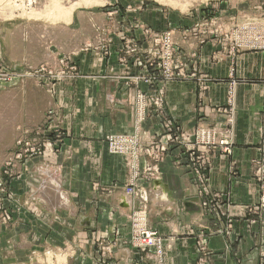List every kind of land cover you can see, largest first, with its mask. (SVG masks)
<instances>
[{
    "label": "crops",
    "instance_id": "0c3cea01",
    "mask_svg": "<svg viewBox=\"0 0 264 264\" xmlns=\"http://www.w3.org/2000/svg\"><path fill=\"white\" fill-rule=\"evenodd\" d=\"M188 16L184 22L191 28L195 23L193 16ZM150 25L155 30L154 23ZM6 37L7 50L12 56L15 53L28 59L34 54L45 56L48 52L34 50L17 28L11 34L8 30ZM190 37L192 43L183 46V61L189 77L165 84L163 112L176 127L191 134L199 124L213 126L224 121L225 115L215 109L226 106L227 91L234 89L236 145L229 157L214 155L207 183L213 192L228 196L227 205L220 210L212 209L210 198L193 184V175L186 162L182 166L175 164L181 150L172 147L160 164L163 178L153 185V209L149 221L163 238L164 264H264V203H261L264 183L257 173L258 164L264 158V52L225 56L220 53L215 39L203 35L202 31L196 37ZM124 47L123 42H116L111 49L105 46L99 51L72 53L64 48L56 49L53 54L57 58L56 68L61 67L60 58L67 57L68 66L73 67L76 74L72 76L71 73L54 84L58 88L55 97L44 98L59 110L64 140L56 164L38 166L48 177L46 179L44 175L43 186L54 185L62 205L51 207L42 198L45 191L38 193L34 188L33 193L40 206L51 208L54 214L69 208L72 219L62 223L76 231L88 230L93 234L95 230L116 227L123 240L128 241L127 220L123 223L120 219V216H127L132 207L131 200L121 189L128 179V166L124 157L109 152L106 137L134 132L138 117L134 109L136 90L131 88L128 77L144 76L152 71L148 66L150 59L143 55L141 45H138L136 55L126 54L128 58L118 54ZM22 85L21 88L31 91L29 97L36 96L42 89L34 80ZM139 85L151 94L154 87L158 88L156 85L148 90L147 85ZM3 88L1 84L0 90ZM155 110L149 112L143 125V130L150 133L160 132V115ZM34 122L38 123L36 118ZM56 167L64 168V178H59V171L55 173ZM114 185L113 191H105ZM205 203L210 204V212ZM245 206H260V211L243 218L236 216L246 215L243 213ZM110 209L117 213L114 220L106 215ZM192 230L202 238H209L206 255L198 250ZM116 252L121 264H134L138 260V254L127 246L120 245Z\"/></svg>",
    "mask_w": 264,
    "mask_h": 264
},
{
    "label": "rangeland",
    "instance_id": "374dc122",
    "mask_svg": "<svg viewBox=\"0 0 264 264\" xmlns=\"http://www.w3.org/2000/svg\"><path fill=\"white\" fill-rule=\"evenodd\" d=\"M252 1L255 0H161V2L158 0H12V2L0 0V29L2 30L0 32V74L4 69L6 72L17 75L13 81L2 82L1 84L5 88L0 90V264H121V259L116 256L117 248L120 245L127 246L138 254V260L134 261V264H164L163 238L156 229L152 228L149 221L153 209L152 199H154L152 189L154 182H159L163 178L160 164L164 161L159 163L155 160L144 159V157L141 159L139 169L142 177L138 180L136 192L132 194L130 190L133 188L131 185L133 164L126 156H120L124 157L128 166V179L121 189L132 202L131 210L126 213L127 216H120L123 223L125 219L127 220L130 229L128 241L123 240L120 230L116 227L105 231L95 230L93 234L88 230L87 232L76 231L69 224L62 223L65 219H72L69 208L54 214V210L40 206L36 200L37 196L34 197L36 195L33 193L34 188L35 191L43 194L46 191L44 188L47 186H43V181L48 177L46 173L40 172L43 168L38 165L54 166L56 156L60 151L59 147L64 140L59 110L53 104L49 105L47 101L45 102L44 98L55 97L58 88H55L54 84L69 77L71 73L72 76L76 74L75 69L68 66V60H65L67 57L60 58L59 65L61 67L57 69V58L53 54L58 48H64L66 52L71 51L72 53L99 51L102 47L123 42L120 39L131 34V40H134L136 36L140 41L139 43L137 41L136 44L142 46L143 55L150 61L151 59L157 60V67L156 65L151 68L150 65L148 66L149 70L153 71L160 67L161 74L156 76L159 81L156 84L158 88L154 87V90L158 89L164 92L163 87L167 82L180 81L182 75L188 76L186 64L183 61L185 56L183 46H189L192 43L190 42L191 35L193 37L198 35L199 29L197 28H199L200 22L205 19L210 20L214 17L220 19L222 16L231 15L235 11L245 9L247 4ZM188 15L193 16L192 21L195 23L191 28L186 27L187 23L184 22V18L189 17ZM150 23H154L155 30ZM14 28H17L18 33L26 36V43L32 44L34 50H38L39 53H41V49L48 50L45 56H35L34 54L32 59L24 58L21 55L16 56L15 53L12 56L11 51L7 50L9 44L5 43V39H7L8 30L11 34ZM56 35L58 36L56 37ZM59 35L62 38L58 39ZM170 43H173L172 50L175 56L173 59L166 58L170 52ZM176 49H178L177 54H175ZM118 54L128 58L126 49H120ZM65 56H72V54ZM174 62L177 78L166 81L163 72H166L167 67H172ZM160 70L155 72L160 73ZM151 74L149 72L142 77L149 78ZM28 80H34L38 86L42 87L35 94L36 96L31 97L30 95L29 97L31 91L21 88L22 84ZM129 84L132 85V89L135 88L132 83ZM152 87H148V90ZM226 98V106L216 108V112L219 108L228 109V105L233 104L235 113L236 98L233 89L229 88ZM134 109L137 113V107ZM35 114L38 123L34 122ZM158 115H160L161 123L160 132L150 133L143 130L145 121L141 125V130L136 127L133 133L123 134L134 136L140 133L143 136L144 132L152 139L158 133H165L162 129V124L165 121H170L174 130L190 134L176 127L171 118L164 115L163 110L158 112ZM138 119L139 115L137 125ZM227 119L228 116L225 115L223 122L213 124V126L222 128ZM235 119L236 116L232 125L234 143ZM201 125L211 126L207 123L198 126ZM198 126L191 134L197 132ZM108 137H106L107 146ZM160 139L162 140V137ZM108 150L110 152L109 146ZM233 151L230 155L233 154ZM215 154L222 155L213 152L211 160ZM175 160V164H177L179 159ZM184 162L187 164V160L182 161V163ZM263 164L264 158L258 164V174L261 171L259 168ZM209 166L200 169L188 165L187 169L193 175V184L199 189V192L210 198L209 203L215 211L227 205L228 196L217 191L213 192L207 186ZM56 168L55 173L59 171V178H64V168ZM44 175H46V179H44ZM45 183L48 184V182ZM114 187L115 185L105 191L109 193L114 190ZM205 190L209 191V195H206ZM209 203H205L208 212L211 211ZM261 203H264V195ZM260 206H245L243 212L246 214L245 216L243 214L235 215L243 218L259 213ZM119 214L121 215V213ZM106 215L114 220L117 213L110 209ZM106 215L105 217H107ZM143 218L147 231H156L157 236L162 240L161 254H158L155 249L134 246V237L136 236V239L139 235V223ZM72 224L75 225V223ZM191 234L197 238L198 250L206 255L209 238H202L193 230Z\"/></svg>",
    "mask_w": 264,
    "mask_h": 264
},
{
    "label": "built area",
    "instance_id": "2783aa9c",
    "mask_svg": "<svg viewBox=\"0 0 264 264\" xmlns=\"http://www.w3.org/2000/svg\"><path fill=\"white\" fill-rule=\"evenodd\" d=\"M12 2V0H9ZM199 31L203 32V35L215 39L216 44L220 48V53L223 55L235 57L241 55L242 52H264V0H255L247 4L243 10L235 11L231 15L222 16L218 19L203 20L200 22ZM140 28V27H138ZM196 29V30H197ZM125 36L121 38L126 49V54L136 55L139 52L138 43L140 42L135 36ZM119 40V41H120ZM136 40V41H135ZM173 43H170V52L166 56L167 59L175 58L173 54ZM130 46V47H129ZM111 49V45H108ZM178 49L175 50L177 54ZM108 52V51H107ZM150 68L156 65L157 60L151 59L149 62ZM160 70V67L154 69ZM175 62L172 67H167L166 72H163L164 79L172 80L176 79ZM149 78L142 76L128 77V82L135 86L137 113L139 115L137 128L141 130V125L148 118V113L153 109L157 112H162L164 106L162 90H154V93H148L143 91L139 86L140 83L148 85V87L155 86L157 84V73L153 70ZM17 76V75H16ZM16 76L6 70L2 69L0 74V84L2 82H10L16 79ZM189 76L182 75L181 79H188ZM159 82V81H158ZM234 90V89H233ZM231 106V107H229ZM219 113L228 116L226 124L222 128H216L212 126H198V130L195 134L181 133L180 130H174L170 121H165L162 124L164 134L158 133L157 136L151 139L150 135L143 132V136L137 133L134 136L123 135H110L108 137V146L111 154L126 156L133 166V182L130 193L136 192V185L138 180L142 177L139 169L141 159L155 160L159 163L164 161V157L168 154L171 147L176 146L181 151L179 161L177 165L181 166L182 161L187 160L189 166L200 168H208L211 162V154L218 152L222 155L229 156L234 148V133L232 125L234 124V107L233 104L228 105V109H218ZM143 131V130H142ZM162 137V140L160 139ZM158 145V146H157ZM155 146V147H154ZM217 149V150H215ZM157 168V167H156ZM260 175L258 179H262L264 183V164L261 167ZM206 195H209V191L205 190ZM144 217V215H143ZM144 218L140 220L138 233L139 235L135 239L134 233V246L142 247L143 249H155L158 254L162 253V240L157 236V232L147 231L145 228ZM204 243V241L202 240Z\"/></svg>",
    "mask_w": 264,
    "mask_h": 264
},
{
    "label": "bare ground",
    "instance_id": "6f19581e",
    "mask_svg": "<svg viewBox=\"0 0 264 264\" xmlns=\"http://www.w3.org/2000/svg\"><path fill=\"white\" fill-rule=\"evenodd\" d=\"M158 1L161 2V0H158ZM164 3H165V1H164ZM55 192H56V190L54 188V185H52V184L49 183V185H47L46 191L44 192L43 197H42V198H44V199H46L48 201V204L51 207H54V208H56L58 206H61L62 205V202H63L61 200V198L59 196H57V193H55ZM50 256H52V254Z\"/></svg>",
    "mask_w": 264,
    "mask_h": 264
}]
</instances>
